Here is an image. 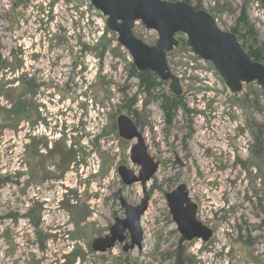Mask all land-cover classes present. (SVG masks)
Here are the masks:
<instances>
[{"label":"rangeland","instance_id":"rangeland-1","mask_svg":"<svg viewBox=\"0 0 264 264\" xmlns=\"http://www.w3.org/2000/svg\"><path fill=\"white\" fill-rule=\"evenodd\" d=\"M190 1L225 31L245 10L255 39L240 42L264 53L263 4ZM238 28L246 34L242 24ZM134 33L151 46L159 38L141 22ZM177 37L169 66L181 78L186 111L169 118L161 108L165 97L175 99L169 84L152 96L139 89L131 56L88 0H0V62L19 71L8 68L4 78L0 72V217L21 203L29 214L40 209L36 228L29 219L0 221V264H264V92L252 83L234 95L212 63L192 53L186 36ZM29 80L37 91L20 98L16 90ZM19 98L27 103L26 120L12 107ZM121 115L133 118L149 155L161 159L145 187L126 185L119 174L120 166L141 171L130 159L137 141L119 136ZM42 125L53 128L52 135L71 127V134L48 141ZM255 134L262 150L254 148ZM57 140L75 152L67 175L50 169L51 175H23L25 149L31 154ZM53 165L47 159L46 166ZM181 184L199 205L197 219L214 232L208 243L181 241L165 197ZM145 195L142 249L124 252L117 245L95 252L94 239L125 218L121 198L136 206Z\"/></svg>","mask_w":264,"mask_h":264},{"label":"water","instance_id":"water-1","mask_svg":"<svg viewBox=\"0 0 264 264\" xmlns=\"http://www.w3.org/2000/svg\"><path fill=\"white\" fill-rule=\"evenodd\" d=\"M106 17L107 28L117 34L119 44L129 53L139 72L149 71L162 82L169 83L170 91L180 97L183 87L178 77L171 73L167 55L179 46L178 34L187 37L192 53L209 61L221 75L231 93L238 95L245 85L256 83L264 92V64L253 60L242 47L237 36L219 27L215 18L206 10L195 9L186 1L169 0H88ZM261 2L264 0H252ZM141 22L148 30L158 34V41L151 46L136 37L135 24ZM120 136L127 140L137 139L131 149V159L142 167L141 175L135 176L125 167L119 173L126 185L140 182L143 187L157 171L158 163L147 153L143 137L127 116L118 118ZM168 207L179 232L188 241L208 242L213 232L197 219V204L193 203L187 186L181 184L167 194ZM149 197L135 207L125 199L121 206L126 218L115 220L110 234L93 241L95 252L106 253L117 243L124 244L123 251L142 249L143 231L141 218L148 208ZM129 232L127 241L125 233Z\"/></svg>","mask_w":264,"mask_h":264},{"label":"flooded vegetation","instance_id":"flooded-vegetation-1","mask_svg":"<svg viewBox=\"0 0 264 264\" xmlns=\"http://www.w3.org/2000/svg\"><path fill=\"white\" fill-rule=\"evenodd\" d=\"M250 1V0H249ZM139 72V71H138ZM139 81V80H138ZM159 81V80H158ZM159 82H161V81H159ZM140 89V88H139ZM143 93H145V92H143ZM146 94V93H145ZM184 94H186L185 92H183V94L180 96V97H176L179 101H182L183 99H182V97H184ZM147 95V94H146ZM132 103L131 104H133V101H131ZM163 105V104H162ZM130 106V105H129ZM161 108H162V106H161ZM28 108L26 107V110H27ZM162 111H163V113L167 116V117H171L170 116V113H169V110H165L164 108H162ZM121 116H126V115H121ZM127 117H129V116H127ZM25 120L26 119H28V118H30V114H28V113H26V115H25ZM132 121H133V123L136 125V127H137V130H138V132L141 134V136L143 137V134H142V132H141V130L139 129V127H138V125L135 123V121L133 120V118H131V117H129ZM83 121V122H85L84 121V119H78V123H79V121ZM84 125H85V123H84ZM84 125H82L81 127H83ZM42 127H43V132H42V138H44L45 140H51V139H56V136L59 134V136H61V135H64L65 136V133L67 134L66 136H69V134H71V133H69V131L72 129L71 127H69L67 130L66 129H62V127H60V128H56L55 129V133L52 135V132H53V128H51V127H49V126H43L42 125ZM67 127V126H66ZM66 127H64V128H66ZM36 128H38V126L36 127ZM77 128L79 129V124H77ZM73 129H74V127H73ZM117 129H118V119H117ZM58 130V131H57ZM78 132V131H77ZM118 132H119V129H118ZM52 135V136H51ZM119 136H120V132H119ZM121 137V136H120ZM122 138V137H121ZM122 139H124V138H122ZM124 140H127V139H124ZM133 140H136L137 142H138V140L137 139H133ZM143 140H144V137H143ZM42 141H43V139H42ZM127 141H132V140H127ZM62 141H58L57 140V145H55V146H52V145H50V144H48L47 142L44 144V142H42L41 143V145H40V148H42L41 150L39 149L38 150V146H36V148H35V152L33 153H31V154H29L28 152H27V148L25 149V160H24V168H23V175H30V178H32V177H34V175H49L50 173H48L47 172V169L49 170H52L53 171V173H55V174H57V175H61V178H62V176L63 175H67V167L72 163V162H74V159H75V152L74 151H66V149L64 148V146H62V143H61ZM137 142H136V144H137ZM144 143H145V140H144ZM135 145V144H134ZM45 146V149H43V147ZM88 147H89V145H87ZM145 146H146V144H145ZM147 147V146H146ZM66 151V152H65ZM147 153H148V147H147ZM148 155H149V153H148ZM152 159H153V163H158V168H157V171H158V169H159V167H160V165H161V159H158L156 156H151V155H149ZM47 159H51V161H53V163H54V165L52 166V167H48V166H46V164H47ZM130 159H131V156H130ZM131 161H132V159H131ZM132 163H134L133 161H132ZM134 164H136V165H138L137 163H134ZM139 167H141L140 165H138ZM121 167H125V166H120L119 167V169L121 168ZM126 169H127V167H125ZM57 169V170H56ZM119 169H118V171H119ZM127 170H129V169H127ZM141 170H142V167H141ZM129 171H132V170H129ZM157 171L153 174V176L157 173ZM133 172V171H132ZM120 174V173H119ZM133 174L135 175V176H137V177H139V175H141V171H140V173H139V175H136L134 172H133ZM51 175V174H50ZM153 176L151 177V179L153 178ZM150 179V180H151ZM149 180V181H150ZM148 181V182H149ZM147 182V183H148ZM140 183V182H139ZM186 185V184H185ZM187 186V185H186ZM178 188V187H177ZM176 188V189H177ZM175 189V190H176ZM187 190H188V187H187ZM174 191V190H173ZM173 191H171V192H173ZM189 191V190H188ZM22 192V195H24V198H25V196H26V190H22L21 191ZM171 192H168V193H166V195H165V197H166V200H167V203H168V199H167V194H169V193H171ZM189 196H190V192H189ZM191 198V197H190ZM122 199V198H121ZM192 200V199H191ZM193 202V201H192ZM142 203V201L138 204V205H136L135 207H137V206H139L140 204ZM193 203H195V202H193ZM196 204V203H195ZM20 207H17L18 209H14L12 212L10 211V210H8V212L6 213V215L5 216H1L0 217V221H5V220H9L10 222H13V224L14 225H18V224H21L23 221H27V219H29V221H30V224H31V226H33V227H38L39 225H40V217H39V214H40V209L39 208H37L36 210H35V212L33 213H28V209H27V207H26V204H20L19 205ZM133 206V205H132ZM197 206H198V209H197V214H198V211H199V205L197 204ZM148 209V208H147ZM31 211V210H30ZM124 211H125V209H124ZM171 213V212H170ZM145 214V213H144ZM172 215V214H171ZM143 217V216H142ZM125 218H126V212H125ZM173 218V217H172ZM117 219V218H116ZM124 219V218H123ZM141 220H142V218H141ZM115 224V223H114ZM113 224V225H114ZM112 225V226H113ZM112 226L110 227V230H111V228H112ZM110 230H109V233L107 234V235H109L110 234ZM212 230V229H211ZM179 231V230H178ZM212 232H213V230H212ZM180 233V232H179ZM9 232H7L6 233V235H5V239L9 236ZM107 235H105V236H107ZM180 235H181V241L183 242V243H191L192 241H194V240H197V239H193V240H191V241H188L186 238H184V236H182V234L180 233ZM213 235H214V232H213ZM104 236V237H105ZM125 236H126V240L128 241L129 239H130V234H129V232L127 231L126 233H125ZM101 238V237H100ZM213 238V237H212ZM211 238V239H212ZM8 239H9V237H8ZM210 239V240H211ZM95 240V239H94ZM209 240V241H210ZM199 241H201V240H199ZM208 241V242H209ZM201 242H203V241H201ZM208 242H203V243H208ZM92 244H93V242H92ZM117 245H122V249H123V246H124V244H119V243H117L116 245H115V247L117 246ZM92 249H93V245H92Z\"/></svg>","mask_w":264,"mask_h":264},{"label":"trees","instance_id":"trees-1","mask_svg":"<svg viewBox=\"0 0 264 264\" xmlns=\"http://www.w3.org/2000/svg\"><path fill=\"white\" fill-rule=\"evenodd\" d=\"M172 1H186L187 3L191 4L195 9H198V10L203 9L200 4L194 5V4H192V2L190 0H172ZM241 24L243 25L244 29L246 30L245 35L242 34L241 31H239L238 26H240ZM230 31L237 36L239 41H241L242 38L246 37V36H252L253 39H255V33L253 31V27L249 24L248 18L246 17L245 10L243 11L242 15L240 16L237 26L233 27ZM241 45L249 53L250 57L253 60L264 64V53L262 52V50L255 48L253 45H250L249 47H247V45L245 43H241ZM11 65L12 64L7 62V61H1L0 62V72H1L2 78H4V74H5L4 72L8 68L12 69V71H18V68H15V67L11 68ZM133 71H134V73H132L131 76L136 77L139 80L140 90L142 92H145L149 96H152V93L155 92L159 86L165 84V83L159 82L158 78L149 71L138 72L135 68H133ZM16 76H18L17 77L18 81L23 80L22 76H19V74H17ZM36 91H37V87L34 84V81L29 80L26 82H22L21 89L16 90V93L19 94V97L21 98L22 93L24 94V96L27 94L33 95L36 93ZM20 98H19L18 104H14L12 107L14 110L17 109V111H15V114H22V116L25 117L26 113L29 114V110L28 109L26 110L27 103L26 102H20ZM174 98L175 99L165 97L163 105H162V108H164L165 110L166 109L169 110L170 116H172V114H174V112H176L179 108H182L184 111H186V105L184 103H182V101H179L176 97H174ZM130 106H131V104H130ZM254 142H255L254 148L257 151H258V149L262 150V137L260 135L255 134V141Z\"/></svg>","mask_w":264,"mask_h":264}]
</instances>
